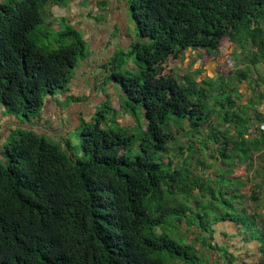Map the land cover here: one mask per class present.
<instances>
[{
  "label": "trees",
  "instance_id": "1",
  "mask_svg": "<svg viewBox=\"0 0 264 264\" xmlns=\"http://www.w3.org/2000/svg\"><path fill=\"white\" fill-rule=\"evenodd\" d=\"M65 1L0 4V105L22 118L40 114L47 94L67 92L72 72L86 58L87 43L73 27L59 33L57 47L39 29L52 28L45 8ZM130 3L145 40L131 46L138 71L127 77L120 64L112 78L122 84L127 105L143 109L142 154L127 157L136 136L118 119L117 129L105 127V116L82 127V156H74L70 142L65 148L33 131H15L4 143L5 162L0 160V264H230L227 249L212 244L207 221H255L235 206L244 199L243 184L231 164L264 149L261 124L254 130L261 136L252 138L248 108L233 110L237 91L230 80L233 73L238 81L247 78V70L189 85L166 69L189 50L217 56L226 43L255 48L249 63L264 62V0ZM202 132L214 142L211 154L207 139L193 141ZM181 137L189 139L187 147ZM176 141L175 157L185 166L166 161ZM216 153L223 168L213 173L209 158L217 160ZM197 154L206 175L191 170ZM231 186L235 190L224 193Z\"/></svg>",
  "mask_w": 264,
  "mask_h": 264
},
{
  "label": "rangeland",
  "instance_id": "2",
  "mask_svg": "<svg viewBox=\"0 0 264 264\" xmlns=\"http://www.w3.org/2000/svg\"><path fill=\"white\" fill-rule=\"evenodd\" d=\"M130 2L131 0H66L64 3L50 4L45 8L46 13L43 15L45 23L48 24L51 22L52 28L42 26L39 27V29L44 30V32L47 33L45 36L46 43H50L53 47H57L56 41L59 37V33L66 29L68 30L70 27H73L76 31H78L87 43L86 58L79 61L78 66L72 72V77L70 83L68 84V89L71 93L67 94L63 90L58 89L54 95L47 94L45 101L47 102V99H51L52 101H55L61 109L66 110L75 102H90L91 98L94 97L95 100L97 96L100 98V102L98 103L96 110L93 113H89L86 116L87 119L84 116L83 125L78 128L72 130V127L70 128L68 126L69 123L67 124L66 120L59 121L64 135L62 136L63 138H59L57 143H62L65 140L69 141L72 146L74 156H78V154L79 156L83 155V141L80 131L82 130L84 123L93 122L96 116H99L101 119L102 116H105V127L117 129V125H115L116 123L114 121L118 118H120V120H124L125 117L123 113L132 116L134 123L131 126H127L126 124L121 126L131 134H134L137 138L133 150L127 154V157L134 159L137 155L142 154L139 147V139L147 129V122L144 117L143 109L139 107L134 109L128 106L122 84L112 78V76L116 73V66L120 64L123 65V70H121V72L127 77L138 71L136 55L130 56V51L132 50L131 46L143 43L145 40H143L138 33L137 22L135 21L131 11ZM101 31L102 38H106V45L103 50L93 47V40H95L94 37L100 35ZM104 31L106 32V35ZM226 51L227 47L224 48L221 54L226 53ZM194 55L197 56H186V58L182 61H169L167 63V72L180 79V82L184 84H187L188 82L190 85L196 80L200 85L199 81L201 80L199 78V73L195 72L196 70H200L197 60L208 58L210 57L209 55L214 57V54H209L206 50H196ZM221 56L222 55H220V57ZM114 57L117 59L112 61ZM228 67L229 70L234 69L232 64H228ZM209 68L213 69V66L210 65ZM222 70L223 71H221V73L224 74L228 69L224 68ZM207 74L211 75L212 72L208 70ZM230 81L233 82L232 79ZM221 86L222 82L218 84V87L216 85L219 90L218 94L223 91ZM224 97H228V95L222 96L219 99H223ZM212 101H214V98L210 99L209 108L213 110ZM0 107L3 108V113L1 111L0 113L8 119V122L11 123V127H13L16 123L18 128V122L19 125L21 123H33L34 119L39 118L41 114L40 113L36 117H32L30 120H26L25 118L10 112L6 107H4V105H0ZM219 108L221 109V107ZM39 124L40 123L35 126L38 127ZM64 124L67 127L66 129H64ZM20 128H18V130H21ZM205 132H202L201 135H195L193 141L196 144H200L202 141L206 140L207 133ZM179 140L180 143L184 144L186 147L189 144V141L185 140V138L181 137ZM206 142H208L210 149L207 152L211 154V148L214 142L210 139H207ZM4 145L2 146L0 152V160L3 162H5L3 155ZM175 147L178 148L177 141L176 143L169 144L171 152H165L166 161L168 162L172 160L176 165L178 164L177 162L180 161L179 165L185 166L184 160L181 157H175L176 151L173 150ZM197 158H200L198 154L191 160V170L197 174L206 175V172L202 171L204 168L200 165V160H197ZM211 160H213L215 165L211 166L212 168L210 172H218L219 168H223V165L219 166V159H217L218 161L214 158ZM208 162L207 158V165L209 164ZM220 209L224 212L227 211L223 206H221ZM207 223L210 226L213 224L211 220H208ZM188 235L190 240L193 241L194 235L191 233ZM212 258L214 257L209 256L208 259Z\"/></svg>",
  "mask_w": 264,
  "mask_h": 264
},
{
  "label": "crops",
  "instance_id": "3",
  "mask_svg": "<svg viewBox=\"0 0 264 264\" xmlns=\"http://www.w3.org/2000/svg\"><path fill=\"white\" fill-rule=\"evenodd\" d=\"M4 1L5 0H0V4ZM104 33L106 35L105 31ZM94 39L93 47L103 50L106 45V38H102V31L100 35H97ZM226 47V53L221 54ZM255 50V48H250L249 46L244 48L239 44L226 43V45L221 48V53L219 55H213L214 57L209 55L210 57L208 58L198 59L197 64H199L200 70L195 71L199 73L201 81L212 79L217 82L223 75L232 74L236 70H247V78H242L241 81L235 79L233 73L232 80L236 84L235 90L237 92H234L232 97L235 99L236 103L233 110H238V113H241L240 110L242 108H248V116L251 119L249 133H254L252 138L261 136L262 133L254 130L260 124L262 125L264 123H259L260 119H258L259 115L264 118V62L260 64L254 63L252 65L248 60L250 56L249 53ZM194 53L195 51L189 50L184 59L186 56H197L194 55ZM220 55L222 56L220 57ZM228 64H232L234 69L229 70ZM210 65L213 66V69L209 68ZM224 68L228 70L226 73L222 74L221 71H223L222 69ZM208 70L212 72L211 75L207 74ZM66 93L70 94L71 92L68 90ZM99 102L100 98L97 96L95 100L93 97L90 102L78 101L70 106V108L63 110L55 101L47 99V102L45 101L44 107L40 112V117L34 119L33 123L23 124L20 122L21 124L19 125L18 122V128L21 127V130L33 131L57 142L59 138L64 135L61 130L60 120H66L67 124L69 123L68 126L70 128L72 127V130H74L83 125L84 116L86 118L89 113H93ZM0 111L3 113V108L0 107ZM123 114L125 117L124 120L118 118V122L121 125L126 124L127 126H131L134 123L132 116L126 115L125 113ZM0 123L1 152L4 143L7 142L10 135L18 130V128L16 123L11 127V123H9L8 119L2 116L1 113ZM38 123L40 124L36 127L35 125ZM236 126H232V128L237 133V128L241 127V123H237ZM66 128L64 124V129ZM185 140L189 141L188 138H185ZM67 143H69V141L65 140L61 144L66 148ZM216 146L218 147L219 144ZM216 157L219 159V166H221L222 160L219 153H217ZM209 159L212 158L210 157ZM231 164H233V168H235L234 176L240 177L242 179L241 183L243 184L241 193L244 195V199H236L235 206L241 214L248 211V216L255 218V221L246 223L245 226L241 222V219H239V221L235 219H225L213 223L211 226L213 237L212 244L227 249L232 259L230 264H264V149L260 152L252 151L249 159L241 160L237 158ZM234 190L235 187L231 186L230 189L224 191V193H229Z\"/></svg>",
  "mask_w": 264,
  "mask_h": 264
},
{
  "label": "built area",
  "instance_id": "4",
  "mask_svg": "<svg viewBox=\"0 0 264 264\" xmlns=\"http://www.w3.org/2000/svg\"><path fill=\"white\" fill-rule=\"evenodd\" d=\"M261 130H263V131H264V124H262V125H261Z\"/></svg>",
  "mask_w": 264,
  "mask_h": 264
},
{
  "label": "clouds",
  "instance_id": "5",
  "mask_svg": "<svg viewBox=\"0 0 264 264\" xmlns=\"http://www.w3.org/2000/svg\"><path fill=\"white\" fill-rule=\"evenodd\" d=\"M261 127V126H260Z\"/></svg>",
  "mask_w": 264,
  "mask_h": 264
}]
</instances>
